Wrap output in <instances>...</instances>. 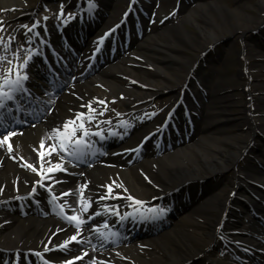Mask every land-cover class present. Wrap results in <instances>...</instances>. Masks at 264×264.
Segmentation results:
<instances>
[{
    "label": "bare ground",
    "instance_id": "obj_1",
    "mask_svg": "<svg viewBox=\"0 0 264 264\" xmlns=\"http://www.w3.org/2000/svg\"><path fill=\"white\" fill-rule=\"evenodd\" d=\"M122 1L104 0L99 21L111 20L106 21L113 14H117L116 10ZM141 1L145 9H150L151 14L157 10V5L166 10L171 2V0ZM0 8L5 10L13 8L19 16L28 15V10H30L25 3L19 0H0ZM255 9L258 12H255ZM180 11H183L185 15L178 22L155 30H150L151 27L145 28L144 36H148L134 40L136 47L132 46L135 47L132 49V57H119L116 64L103 68L91 77L76 76L66 90L57 99L52 100L53 109L36 128H28L23 135L13 136L10 139L11 151L8 150L7 145L0 147V246L13 249L14 252L21 254L30 253L29 249L40 248L50 259L72 263L78 262L73 261V257H93L95 261H92V264H98L97 260L100 255L102 258L100 264H182L189 259L194 261L195 257L201 254L202 264H253L250 259L240 261L234 252L223 251L219 257L213 253L218 243L223 245V240L214 245L215 237L220 229H229L225 231L224 240H233V243L239 245L237 252L239 254H244L243 248L252 246L256 240L249 233L240 234L239 232L241 224L249 223V227L253 225V229L257 224L244 219L240 210L230 207V202L238 198L234 195L236 191L255 200L258 207L264 204V169L260 168L255 171L256 178L242 175L236 169L242 156L248 151H260L257 147L254 149L251 143L259 132L264 133V115L260 113V108L264 103V96H261L262 91L260 90L264 92V82L255 80L258 78L256 70H264V55L261 53L260 45H257L260 49H256L247 42L241 54H244L243 58L246 60L243 67L249 70L247 73L249 79L243 78L242 70L237 75L242 77L243 84L249 86L250 93L254 94L250 103L251 112L254 115L245 114L244 116L242 112L237 113L236 116L229 115L227 110L230 106L236 105L237 101L226 83L229 76L224 75L217 66L207 75L198 78L195 93L187 92L186 89V95L180 97L181 103L183 102L186 106V111L191 117L194 132L199 136L197 140L184 144L181 148L157 159L148 155L138 164L129 163L138 142H128L119 147H112V153L105 156L99 166L87 169L85 176H74L71 179L60 171L52 175L54 180L59 181L56 183L59 184L56 186L61 188L59 190L62 192L73 190L75 202L79 198L77 197L78 184L81 182L83 185L87 181V187L84 189L91 200V207L85 213L84 218L87 219L93 211L100 212V215L93 216L92 223L88 226H92L94 219H98L104 212L107 213L101 208L103 204L127 207V204L131 203L125 199L128 194L148 202L154 196L172 198L168 197L172 194V189L186 187L190 192L187 196V200L191 198L187 202L190 205L183 214L175 218L172 225L165 227L157 234L139 238L136 242L114 247L109 250V254L100 252L93 256L87 229L82 225L79 230L80 237H83L81 243L69 242L65 248H62L65 250L62 253L54 245L61 244L69 236L75 234L77 230L74 224L67 225L57 216L54 218L35 215L21 217L15 211L10 212L4 207L6 206L3 202L5 199L20 196L25 189L33 188V186L36 189L35 181L46 179L41 177L40 172H47L46 158L48 157H44V168L41 169V162L37 158L36 151L40 146L41 138L51 135L52 128L61 125L76 111L86 112L85 106L90 100L93 101V107L100 106L96 108L101 114L97 125L113 127L114 132H119L123 128L120 123L124 121L122 118L127 115L125 120H128L136 108L151 100V96L165 89L172 94L175 93L178 90L176 83L182 84L187 80L188 71L196 63L198 57L203 59L213 44L219 41L224 33L230 31L225 29L227 24L234 23V30H241L242 33L245 30L250 31L259 23V27L264 24V18L260 14V12L264 13V0H256L254 5H251L250 0H206L193 8H189V5L182 6ZM19 16L16 20H20ZM99 21L95 27L98 26ZM185 24L196 27V30L188 29ZM96 41L85 40L84 50H86L80 54L81 58L87 54L89 48L94 45L93 43H97ZM185 48L186 52L198 51L197 56L182 54L180 49ZM229 48L228 45L223 44L215 50L214 55L211 56L212 60L217 65L228 63L230 53L227 50ZM139 57H142L143 61L139 60ZM125 61L128 64L123 66ZM33 65L34 63L31 64ZM119 94H122L121 107L112 103L111 98L118 97ZM98 100L112 103L114 110L104 113L108 112V108L105 107V103H97ZM174 103L164 105L165 114L160 122L168 119L172 114ZM228 119L234 122L239 131L229 133V135H220L225 132V129L220 127L219 122ZM142 124L143 121L138 125ZM47 143H54V141L46 140ZM125 149H133V151H123ZM8 152H11V155L7 154ZM26 162L37 168V171L26 167ZM227 171L233 172L229 180L231 187L228 190H225V187L220 190L211 189L212 186L205 188V185L211 181L210 178ZM46 175L49 176V174ZM62 177L64 182H60ZM113 181L122 185L121 187L113 185V192L122 195L115 199L97 201L98 196L106 194L107 190L102 186ZM198 186H203V189L197 188ZM124 188H127V193H124ZM182 207L185 208V206ZM228 215L234 218L228 222L230 225H225ZM89 231L101 238L102 232L99 227L90 228ZM255 231L258 230L255 229L253 232ZM85 243H89V247H86ZM79 248V252H75ZM218 250L221 251L220 247ZM82 253L85 255L81 256ZM262 256L263 258L259 259L256 264H264V255Z\"/></svg>",
    "mask_w": 264,
    "mask_h": 264
},
{
    "label": "snow or ice",
    "instance_id": "obj_2",
    "mask_svg": "<svg viewBox=\"0 0 264 264\" xmlns=\"http://www.w3.org/2000/svg\"><path fill=\"white\" fill-rule=\"evenodd\" d=\"M94 6V5H93ZM175 11V10H173ZM59 16L63 15V5H61ZM126 15V14H125ZM171 15V13H170ZM44 19H47V17H44ZM39 23V21H36L32 24L31 29H34L36 27V24ZM3 27V24L0 23V28ZM25 28H28L27 25L24 26ZM29 29V30H31ZM111 31V30H110ZM107 35V33H105ZM14 39V37H12ZM99 39L103 40V37H100ZM5 50H7L8 45L5 44ZM35 49L29 50L28 55L24 57L23 63H18L15 67H8L5 69V73L3 75H0V109L6 108L5 101L11 100L13 98L12 94L16 91H28L24 88V81L28 79V75L23 70L27 66V62L31 59L32 52H34ZM0 59H5V57L0 56ZM11 63V62H9ZM14 77V78H13ZM5 88L7 91H5ZM93 100H96V98H93ZM92 100L88 102V104L85 106L87 108V112H81L76 111L75 114L63 121V123L57 127H54L50 130L51 135L47 136L46 138H41L40 140V146L37 151V158L40 160V167L41 169L44 168V157L47 156L49 159V166L47 168V172H57V171H66V169L63 167V156H60V160L57 163H51V154L52 153H59L64 152L67 153L68 156L73 157L76 160L83 159L85 152L84 149L89 146V137L92 135H95L99 137L101 140L105 139V136L103 132L97 128L92 129L89 125L90 123L95 119V116L93 113L95 112V109L92 107ZM97 103L103 104V100H98ZM85 117L87 119V124L85 121ZM99 123V121H97ZM122 126H127V122L121 121L120 122ZM109 135H119V133L114 132L112 129H109ZM79 132V135L77 133ZM16 135V132L9 130V124L5 122L3 118H0V147H3L7 145V148L9 151L12 149V144L10 143V137H13ZM151 135V134H149ZM144 140H147L148 137H144ZM47 141H54V143H47ZM143 143V141H141ZM140 145H137L136 150H139ZM101 151L100 149H94L93 154L95 152ZM123 151H133V149H125ZM115 155V153H114ZM131 163V161H129ZM26 167L32 168L33 171H37V168H35L32 164L25 163ZM40 175L42 178L51 179L50 176H47L45 172L41 171ZM83 175V173H81ZM53 183H59V181H53ZM36 185L41 184V180L35 181ZM113 185L116 187H121L122 185L116 184L115 181H113L110 184L103 185L102 187L106 188V194L104 196H98L96 199L99 200H105V199H115L118 196H121V193H115L113 192ZM49 192H51V185H44ZM87 187V181L83 185L80 186L79 190V198L77 199L76 203L80 205V213H87L89 208L91 207V200L84 195L83 189ZM35 186H33L32 191L35 192ZM73 192L72 189H69L64 192H60L59 196H67L69 193ZM124 193H127V188H124ZM28 195H32V193H28ZM58 199L56 195L51 196V200L55 202ZM125 199L127 201H130L131 203L127 204V207L131 209L130 212H125L123 216H120L119 211L117 210V207L115 205H108L103 204L101 205V208L104 209L107 212L112 213L113 215L119 217L121 220L127 219L128 217H131L133 221L136 219H153L158 216H161L164 214L166 209L161 208L159 205H154L151 208L144 207L146 205V202L140 199H137L133 197L132 195L128 194ZM134 205L136 207H134ZM60 209V214L63 216V218L69 223H73L76 228V232L74 235L69 236L67 239H65L61 244L54 245V247L58 248H65L70 241H75L76 243H80L83 240V237H80L79 230L81 229V226L86 222L85 219H83L80 215H77L75 211L71 215H67L64 213V207H72L68 204V201L65 200L63 205H56ZM150 213V215H149ZM100 215L99 211H93L90 215L87 216V220H91L93 216ZM59 231V229H58ZM55 235V233H53ZM103 239L107 240L109 238V234H101ZM117 232H111L110 236L115 239L117 237ZM47 250V249H46ZM29 251H32L29 249ZM35 255L39 256V253H34ZM85 255V253H82L81 256ZM75 260L81 259V257H73ZM45 264H50V262L45 261ZM62 264H72L71 261H63Z\"/></svg>",
    "mask_w": 264,
    "mask_h": 264
},
{
    "label": "rangeland",
    "instance_id": "obj_3",
    "mask_svg": "<svg viewBox=\"0 0 264 264\" xmlns=\"http://www.w3.org/2000/svg\"><path fill=\"white\" fill-rule=\"evenodd\" d=\"M19 1L25 3L27 6H29L31 8H35L37 6L36 3L37 2L38 3L41 2V0L40 1L39 0H19ZM58 1L59 0H52V3H50V5L53 4L54 7H55V4H57ZM250 2H251V5H254L256 0H250ZM125 5H126V0H123V2H121L119 4V6H118V8L116 10L117 14H113L114 17L111 18L112 20H115L119 16L120 11L125 7ZM40 7L41 6H39L38 8H40ZM50 8L51 7H49V9ZM2 11L3 10L0 9V12H2ZM44 11H47V10H44ZM44 11L43 12L41 11V13L39 15L40 17L43 16ZM255 12H258L257 9H255ZM63 13H66L67 15L72 14L69 10H64ZM260 14L264 18V13L260 12ZM14 15H15V12H10V16H14ZM184 15H185V13H183V11L178 12L177 14H175L172 17V19L169 20V23H172V22L174 23L176 21L178 22V20H180ZM153 19L149 21V23H150L149 25L151 27V30L152 29L155 30L156 28H162V27L164 28V27H166L165 26L166 23L164 24V22L162 20H160L161 18L156 20V22ZM8 20H9V16L5 17L4 20L2 21V23L7 22ZM9 23L12 26L16 25L15 21H11ZM22 25L29 26V23L28 22H25V23L22 22ZM234 25L235 24L231 23V22H230V24H227L225 29L226 30H230V31L224 33L223 37L221 39H219V41H217V42L214 41L216 43L213 44V46L210 48V50H208L206 56H204L205 57V61L203 62V65H206V66H203L202 70H204V71H202V70L201 71L202 72H206L205 73V75H206L211 70L217 68V66H218L223 71L224 75H228L229 76V79L226 81V83L231 88V90L233 92L232 94H233L234 98L237 101L236 105L234 104L233 106H230L229 109L227 110L229 115L236 116L237 113H240V112H242L244 114V116H245V114L246 115H250V113L253 115V112H250L251 111L250 110L251 109L250 103H251V97L254 94L252 95V93H250L251 92L250 87L243 84L242 77L240 78L239 74L237 75V73H239V71L242 70L244 72L243 78L244 79H246V78L249 79V77L247 76L248 75L247 73H249V70H247V69L245 70L244 67H243V64H245L244 61H246V60L243 58L244 55L241 54L242 50H243V47L245 45V42L249 43L250 45H252L256 49L262 48L261 49V53L264 55V24H261V26L259 27V25H260V23H259L257 25L258 27L255 26V28H251V30L249 29L250 31L245 30L243 33H242L241 30L235 31L234 30ZM24 26H23V28L21 30H25L26 29ZM185 27H187L188 29H192L194 31L196 30V27H194V26H192L190 24H185ZM147 36H144V37H147ZM224 39H226V40L224 41ZM223 44L228 45L230 47L229 50H227L228 53H230V60L228 61V63L217 65L216 62H214L212 60L211 56L214 55L215 50H217L220 47H222ZM257 45H260L261 47L257 46ZM132 48L133 47H130L127 50L126 55H124V56H129L128 58H130V56L132 57L133 56L132 55V50H131ZM180 52L182 54L188 53L189 55H192V56L195 57V56H197L196 53L198 51H190V52L187 51L186 52V48H185V49H180ZM120 57H122V55ZM138 59L143 61L142 57L141 58L139 57ZM114 63H117V61H115ZM114 63H112V64H114ZM110 64L111 63H109L108 65H110ZM127 64H128L127 61H125V64L123 66H126ZM185 73H186V70H185ZM256 73H257L256 77H258V78H256L255 80H258L259 82H261V81L264 82V70H260V69L256 70ZM176 84L178 85V83H176ZM260 91H262V92H260L261 95L264 96L263 90H260ZM175 97H176V94L164 93V92L157 93L154 96L153 101L150 102V104L146 108L143 109L144 115L145 116H149V115L152 114V113L151 114H147V113L152 112V110L154 109L153 108V104L154 103H156V105L160 106L162 103H167V102L173 100ZM249 100H250V102H249ZM116 103L119 104L120 103L119 100H117ZM260 113L262 115H264V103H263V106L260 108ZM219 125H220V127L225 129V132L221 133L220 135H229V133H233L235 131H239V128H237L234 125V122L231 119L223 120V121L219 122ZM245 127H247V125H245ZM197 138H198L197 136H193V140H196ZM193 140H191V142H193ZM261 140L259 141V143L261 142V144H262V145H260L261 146L260 150H262V152L264 153V136H261ZM252 154H253V152H250V154H247L246 156L244 155V157L242 158V161L239 162V166L237 167L238 171H239L240 165L244 164L246 161H255L252 158ZM250 156H251V158H250ZM244 158H246V159H244ZM232 173H233L232 171H227L224 174L215 175L212 178H210L211 181L209 183H207L205 186L206 187L212 186L216 190H220V189H222V187H225V190H228L229 187H230L229 180H230V178L232 176ZM231 205L232 206L236 205L235 201H233L231 203ZM241 210H243V209L241 208ZM243 216L245 218H248V215H247L245 209L243 210ZM172 219H173V217H172ZM172 223H173V220H172ZM220 237L221 236H216L215 237L214 245H215V243L218 242V239ZM259 243H260V241L256 240V246ZM222 247L223 248L226 247V248L229 249V247L230 248H234V245L233 244H228L227 246H222ZM213 253H214L215 256L219 257V251H218L217 247L214 248ZM200 256H201V254H198L195 257L194 261L189 259V262H186V263L184 262V264H202V260L200 259ZM204 264H206V263H204Z\"/></svg>",
    "mask_w": 264,
    "mask_h": 264
}]
</instances>
